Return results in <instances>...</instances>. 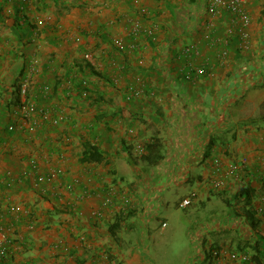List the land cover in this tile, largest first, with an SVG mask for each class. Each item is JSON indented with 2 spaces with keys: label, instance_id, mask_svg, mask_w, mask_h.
<instances>
[{
  "label": "crops",
  "instance_id": "obj_1",
  "mask_svg": "<svg viewBox=\"0 0 264 264\" xmlns=\"http://www.w3.org/2000/svg\"><path fill=\"white\" fill-rule=\"evenodd\" d=\"M209 4L0 0V264L260 259L264 0L242 5L246 39ZM186 227L192 249L176 244Z\"/></svg>",
  "mask_w": 264,
  "mask_h": 264
},
{
  "label": "built area",
  "instance_id": "obj_2",
  "mask_svg": "<svg viewBox=\"0 0 264 264\" xmlns=\"http://www.w3.org/2000/svg\"><path fill=\"white\" fill-rule=\"evenodd\" d=\"M246 1L248 0H210V4L208 6V14L211 15V16H214L217 14L218 10L219 9H224L226 10L227 12H230L232 15H235V19H237V30H238V33H239V36L242 38V39H246L248 37V33L246 31V28L249 26L250 24V17L248 15V13H246L244 10H243V3H245ZM212 18H209V21L211 22ZM136 26H137V23H136ZM115 44L119 47V48H124V46H122V42L121 40H116L115 41ZM122 48V49H123ZM193 48V47H186L185 48V51L186 52H189L190 49ZM226 51L225 50H221L220 52V55L221 56H225L226 55ZM195 72L198 74V75H201V74H205L206 73V69L204 67H197L195 69ZM140 87H141V84H139ZM138 91H134V93L132 92L131 94H128L127 95V99H130L131 98V95L132 94H135V93H139V91H141L142 89H137ZM21 92H24L21 91ZM24 95V93L22 94V96ZM18 109L20 111H23V115L24 116H29L30 114H35L36 112V108L37 106L32 102H26L25 100H23L18 106ZM42 116L43 117H46V114L45 113H42ZM36 126H38V121L37 120H33L31 121L30 123V126H29V129L32 130L34 129ZM13 126H9V129H12ZM127 131H130V129L128 128ZM138 150L140 152L143 151V147L141 145H138ZM213 162L215 164H218L219 163V158H214L213 159ZM232 167L231 171L232 172H235L237 170H239L240 168H243V165L240 164V166H237V165H232L230 164ZM215 185H218V186H222L223 185V181H217L215 183ZM190 203V199L189 198H184L181 202H180V206H187L188 204ZM163 226L166 225V223H162ZM11 240V237L7 234V232L3 229V227L1 226L0 224V259H3L5 258L7 255H8V243L10 242ZM213 255H218V251L215 250L213 252ZM230 257L231 259H234V260H237V261H240V262H244L246 259H247V256L246 254L244 253H233V254H230Z\"/></svg>",
  "mask_w": 264,
  "mask_h": 264
},
{
  "label": "trees",
  "instance_id": "obj_3",
  "mask_svg": "<svg viewBox=\"0 0 264 264\" xmlns=\"http://www.w3.org/2000/svg\"><path fill=\"white\" fill-rule=\"evenodd\" d=\"M100 158H101V154H100V151H99L98 147H96L95 145L87 146V149L85 150V156H84L85 160L98 161V160H100ZM245 190H246V204H249L250 203V201L248 199L249 198V192H248L247 189H245ZM259 240L262 243H264V236L260 237ZM244 254H246V256H247V259L244 261L246 264H250V263H252V261H256L257 260V257H253L251 259L250 256L247 253H244ZM257 262H259L257 264H264V251H262L260 253V259L257 260Z\"/></svg>",
  "mask_w": 264,
  "mask_h": 264
},
{
  "label": "rangeland",
  "instance_id": "obj_4",
  "mask_svg": "<svg viewBox=\"0 0 264 264\" xmlns=\"http://www.w3.org/2000/svg\"><path fill=\"white\" fill-rule=\"evenodd\" d=\"M195 211H196V210H195ZM197 212H198L199 214H198ZM201 214H204V213H202L200 209H197L195 217H197V218H201V217L203 216V215H201ZM207 214H208V213H206V216L208 217ZM209 214H210V213H209ZM195 219H196V218H195ZM201 219H202V218H201ZM191 231H193V230H191ZM188 232H190V231H189V229L186 227V228L184 229V231L179 232V233L176 234V236H178V237H177V238H178V242H176V244H180L178 248H181V247H189V246H190V243H188L189 240H190V239H188ZM189 248L192 249V247H189ZM171 258H172V260H173V259H175V258H177V257H171Z\"/></svg>",
  "mask_w": 264,
  "mask_h": 264
}]
</instances>
